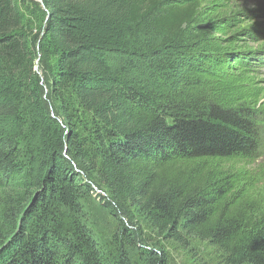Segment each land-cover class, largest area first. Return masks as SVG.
I'll return each mask as SVG.
<instances>
[{
  "label": "trees",
  "instance_id": "1",
  "mask_svg": "<svg viewBox=\"0 0 264 264\" xmlns=\"http://www.w3.org/2000/svg\"><path fill=\"white\" fill-rule=\"evenodd\" d=\"M207 27L198 0H0V264H264L262 181L217 163L264 160V109L181 76Z\"/></svg>",
  "mask_w": 264,
  "mask_h": 264
},
{
  "label": "rangeland",
  "instance_id": "2",
  "mask_svg": "<svg viewBox=\"0 0 264 264\" xmlns=\"http://www.w3.org/2000/svg\"><path fill=\"white\" fill-rule=\"evenodd\" d=\"M201 4L205 24L211 32L212 41L207 47V55L198 64L197 71L185 69L181 76L202 74L214 83L216 94L225 100H240L249 95L255 96L252 106L264 109V0H198ZM38 73L44 79L42 68ZM198 82L194 77L192 79ZM230 101V100H229ZM221 170L237 172L240 169L249 174L264 188V160L253 164L237 158L217 162ZM96 190L114 215L129 226L128 218L119 215L116 207L106 199L105 193ZM99 212L100 206L96 205ZM93 220L102 232H117L116 221L108 213H95Z\"/></svg>",
  "mask_w": 264,
  "mask_h": 264
}]
</instances>
